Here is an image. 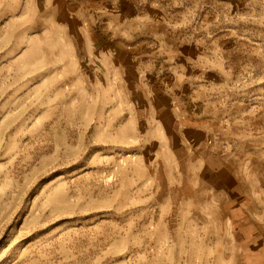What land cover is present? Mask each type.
<instances>
[{"label":"rangeland","instance_id":"obj_1","mask_svg":"<svg viewBox=\"0 0 264 264\" xmlns=\"http://www.w3.org/2000/svg\"><path fill=\"white\" fill-rule=\"evenodd\" d=\"M113 57L202 86L244 224L147 175ZM0 264H264V0H0Z\"/></svg>","mask_w":264,"mask_h":264},{"label":"crops","instance_id":"obj_2","mask_svg":"<svg viewBox=\"0 0 264 264\" xmlns=\"http://www.w3.org/2000/svg\"><path fill=\"white\" fill-rule=\"evenodd\" d=\"M133 53L120 51V56L133 61ZM94 57H89L85 68L106 70ZM112 63L118 65L115 58ZM141 64L128 71L132 76L118 66L114 70L108 66L107 73L110 80L120 81L128 89L125 102L131 113L126 120L134 128L140 121L138 132H145L142 135L147 137L142 156L146 154L147 167L153 170H147V175L165 185L173 200L189 201L192 209L203 208L207 216H211L210 210L221 211L222 217H230L233 227L244 224V217H252L247 210L252 196L236 164L213 146L215 126L208 115L206 92H201L202 86L184 73L165 83L158 67L142 68ZM138 109L140 112H133Z\"/></svg>","mask_w":264,"mask_h":264}]
</instances>
